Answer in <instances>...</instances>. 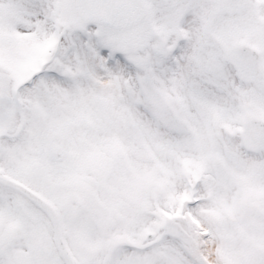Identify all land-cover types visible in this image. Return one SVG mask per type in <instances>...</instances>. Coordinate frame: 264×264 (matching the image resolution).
Wrapping results in <instances>:
<instances>
[{"label": "snow or ice", "instance_id": "1", "mask_svg": "<svg viewBox=\"0 0 264 264\" xmlns=\"http://www.w3.org/2000/svg\"><path fill=\"white\" fill-rule=\"evenodd\" d=\"M0 264H264V0H0Z\"/></svg>", "mask_w": 264, "mask_h": 264}]
</instances>
